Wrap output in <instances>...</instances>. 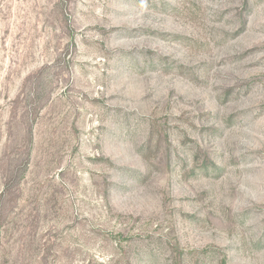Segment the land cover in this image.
Returning <instances> with one entry per match:
<instances>
[{
	"label": "rangeland",
	"instance_id": "rangeland-1",
	"mask_svg": "<svg viewBox=\"0 0 264 264\" xmlns=\"http://www.w3.org/2000/svg\"><path fill=\"white\" fill-rule=\"evenodd\" d=\"M0 264H264V0H0Z\"/></svg>",
	"mask_w": 264,
	"mask_h": 264
}]
</instances>
